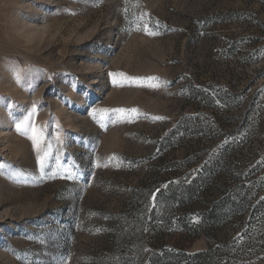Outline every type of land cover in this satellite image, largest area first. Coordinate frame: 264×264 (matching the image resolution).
Listing matches in <instances>:
<instances>
[{
	"label": "rangeland",
	"instance_id": "1",
	"mask_svg": "<svg viewBox=\"0 0 264 264\" xmlns=\"http://www.w3.org/2000/svg\"><path fill=\"white\" fill-rule=\"evenodd\" d=\"M165 259L264 264V0H0V264Z\"/></svg>",
	"mask_w": 264,
	"mask_h": 264
},
{
	"label": "trees",
	"instance_id": "2",
	"mask_svg": "<svg viewBox=\"0 0 264 264\" xmlns=\"http://www.w3.org/2000/svg\"><path fill=\"white\" fill-rule=\"evenodd\" d=\"M194 192V186L189 184L186 185L185 187H183L180 190V193L177 194H173L171 197V203L176 202L177 200H181L183 197H189L193 194ZM232 208V205L228 202V198L225 197L223 199H221L217 205H215L213 208H210L209 211H206L203 216L205 219H213V220H217L219 218H221L222 216H225L229 210ZM153 264H169L170 261H168L167 259L165 260H152Z\"/></svg>",
	"mask_w": 264,
	"mask_h": 264
},
{
	"label": "snow or ice",
	"instance_id": "3",
	"mask_svg": "<svg viewBox=\"0 0 264 264\" xmlns=\"http://www.w3.org/2000/svg\"><path fill=\"white\" fill-rule=\"evenodd\" d=\"M112 75H115V74H112ZM104 111H107V110H104ZM117 111L123 112L124 110H123V109H119V110H117ZM20 128H21V125L18 124V125H17V129L20 130ZM37 139H38V138H37V136H36V134H35V129H33V140H34V141H37ZM70 178H71V177H70Z\"/></svg>",
	"mask_w": 264,
	"mask_h": 264
}]
</instances>
